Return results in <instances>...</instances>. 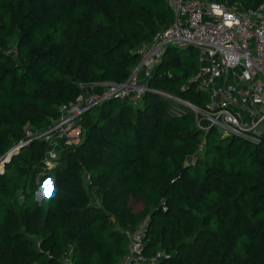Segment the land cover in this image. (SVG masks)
<instances>
[{"label":"trees","instance_id":"trees-1","mask_svg":"<svg viewBox=\"0 0 264 264\" xmlns=\"http://www.w3.org/2000/svg\"><path fill=\"white\" fill-rule=\"evenodd\" d=\"M229 1L256 9L263 0ZM173 20L168 0H0V159L28 129H50L61 105L101 93V81L124 82L138 47ZM198 65L196 47L169 46L139 104L113 97L85 111L82 139L58 146L41 200L49 143L10 154L0 264H120L141 227L145 255L163 253L158 264H264V136L205 134L193 110L171 115L172 100L154 91L206 110L208 91L190 81Z\"/></svg>","mask_w":264,"mask_h":264},{"label":"built area","instance_id":"built-area-1","mask_svg":"<svg viewBox=\"0 0 264 264\" xmlns=\"http://www.w3.org/2000/svg\"><path fill=\"white\" fill-rule=\"evenodd\" d=\"M174 20L154 34L150 42L138 47L140 60L122 83L104 80L101 93L85 91L74 102L60 106L61 117L50 128L67 126V140L79 143L84 133L82 114L107 99L120 97L132 104L140 103L149 80L169 46L198 50V72L194 80L208 91L206 110L165 91L172 100L168 111L181 116L187 108L194 111L198 126L206 133L216 128L222 136H237L259 143L264 136V0L256 9H241L229 0H168ZM31 132V133H30ZM30 129L27 134L42 135ZM32 137L16 144L0 159V172L10 154L27 144ZM203 143L201 144V147ZM48 150L46 164L55 155ZM49 160V161H48ZM49 165V164H48ZM129 249L120 264H158L163 253L152 257L144 253L145 228L129 232Z\"/></svg>","mask_w":264,"mask_h":264},{"label":"rangeland","instance_id":"rangeland-1","mask_svg":"<svg viewBox=\"0 0 264 264\" xmlns=\"http://www.w3.org/2000/svg\"><path fill=\"white\" fill-rule=\"evenodd\" d=\"M122 99V98H121ZM31 133V132H30ZM29 137H32L33 139H44L46 140L50 147L53 148L52 153H55V155L50 159L49 163L46 164V166L43 167L39 172H37V182L38 186L36 189V198L38 200H41L42 197L47 196L46 192L48 195L52 192L53 190V178L47 177L48 173L54 168V166L58 162V158L60 157V152L58 150V146L62 145L65 146L66 144L70 143L67 140V126L62 125L59 127H56L54 129H48L47 133L42 134V135H31L29 134ZM197 157L192 156L189 160L193 161ZM49 164V165H48ZM47 175V176H46ZM50 182V183H49ZM131 204L133 205L134 210H139L143 207L142 202L140 201H133L131 200Z\"/></svg>","mask_w":264,"mask_h":264},{"label":"snow or ice","instance_id":"snow-or-ice-1","mask_svg":"<svg viewBox=\"0 0 264 264\" xmlns=\"http://www.w3.org/2000/svg\"><path fill=\"white\" fill-rule=\"evenodd\" d=\"M50 183V182H49ZM46 195H48V193L46 192Z\"/></svg>","mask_w":264,"mask_h":264},{"label":"water","instance_id":"water-1","mask_svg":"<svg viewBox=\"0 0 264 264\" xmlns=\"http://www.w3.org/2000/svg\"><path fill=\"white\" fill-rule=\"evenodd\" d=\"M43 198V197H42Z\"/></svg>","mask_w":264,"mask_h":264}]
</instances>
